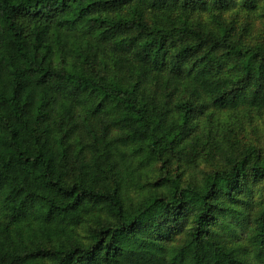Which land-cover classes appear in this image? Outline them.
<instances>
[{
  "label": "trees",
  "instance_id": "trees-1",
  "mask_svg": "<svg viewBox=\"0 0 264 264\" xmlns=\"http://www.w3.org/2000/svg\"><path fill=\"white\" fill-rule=\"evenodd\" d=\"M261 1L0 0V264H264V151L200 183L170 153L264 109V43L224 18Z\"/></svg>",
  "mask_w": 264,
  "mask_h": 264
},
{
  "label": "rangeland",
  "instance_id": "rangeland-1",
  "mask_svg": "<svg viewBox=\"0 0 264 264\" xmlns=\"http://www.w3.org/2000/svg\"><path fill=\"white\" fill-rule=\"evenodd\" d=\"M249 14V16H248ZM250 17V19H249ZM227 21H236L238 27H242L250 21L252 28L245 40L249 43H264V0L254 12H246L239 8L229 11L224 17ZM235 61H231L226 68L230 74H235ZM196 136L183 144L170 137L172 142L171 155L174 161L181 164L183 181L186 183H200L206 169L213 165L225 164L224 161L240 156L242 150L256 145L264 151V109L256 111L246 108L232 110L207 111L199 118L198 132ZM209 149H213V158H206ZM159 169L158 165L148 170V175L153 177ZM80 231L84 233V229ZM247 235L244 234V238ZM178 241V240H177Z\"/></svg>",
  "mask_w": 264,
  "mask_h": 264
}]
</instances>
